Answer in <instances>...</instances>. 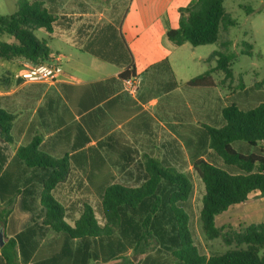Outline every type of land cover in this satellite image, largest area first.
<instances>
[{"label": "trees", "instance_id": "1", "mask_svg": "<svg viewBox=\"0 0 264 264\" xmlns=\"http://www.w3.org/2000/svg\"><path fill=\"white\" fill-rule=\"evenodd\" d=\"M178 12L176 26L165 33L171 45L189 42L197 46L218 41L219 46L205 58L215 59V65L185 84L211 87V72L215 69L230 77L235 54L227 35L236 21L224 9L223 0H189ZM53 21L54 16L42 2L16 0L13 13L0 14V59L22 57L33 64L48 61L47 41L38 39L34 30L41 27L49 32ZM3 34L10 35L12 40H4ZM247 46L244 51L250 55L251 45ZM130 76H136L134 70L125 69L119 74L121 79ZM238 85L236 95L227 99L220 110L222 124L201 122L191 128L197 148L211 149L220 161L193 155L191 168L204 188L198 214L200 229L208 239L221 238L228 246L226 249L208 256L198 251L184 209L193 185L185 172L188 161L181 145L178 160L171 152L168 159L162 160L146 156L136 166L141 182L107 184L94 204L82 202L76 217L73 208H66L52 190L67 179L70 161L77 158L79 162V155L52 156L39 148L40 138L34 136L27 144L17 146L10 157V130L15 115L0 108V225L4 227V236L12 235L0 247L1 257L7 263L17 253L26 259L38 247L32 236L40 217L33 210V194L39 187L38 203L43 208L39 226L47 225L57 235L39 248V256L73 254V264H95L92 261L96 259L106 261L125 252L134 239L157 237L173 248L172 255L178 264H264V221L237 230H225L214 222L218 213L247 200L250 193L264 192L263 83ZM183 139L188 142L187 136ZM75 239L78 241L72 246L70 241ZM151 246L143 243L135 247L144 250Z\"/></svg>", "mask_w": 264, "mask_h": 264}, {"label": "crops", "instance_id": "2", "mask_svg": "<svg viewBox=\"0 0 264 264\" xmlns=\"http://www.w3.org/2000/svg\"><path fill=\"white\" fill-rule=\"evenodd\" d=\"M35 1L42 2L54 16L51 30L46 31L48 61L59 57L63 73L55 81L27 82L22 73L29 68L30 61L22 57L1 58L0 108L15 115L10 130V157L17 146L27 144L34 136L40 138L39 148L52 156L79 155V162L77 158L70 161L67 179L52 190L53 196L66 208L72 207L77 217L82 202L94 204L107 184L141 182L136 166L146 156L162 160L168 159L171 152L178 160L180 145L183 149L180 123L190 132L186 135L188 143L193 141L195 146L191 128L201 122L210 124L200 120L196 123L198 111L188 112L187 120L180 122V78L168 60L170 49L176 46L170 44L165 33L176 26L178 8L189 0H169L163 11L144 20L140 27L137 19L145 13L140 10L143 0ZM109 2L111 9L107 7ZM129 9L133 11L127 16ZM122 22L130 28L128 42ZM125 69L134 70L137 76L138 90L133 97L121 91L119 74ZM39 191L36 187L33 194V210L40 217L32 236L38 247L26 259L17 253L10 263L0 254V264H73V254H38L42 245L57 237L49 226H39L43 213L38 203ZM187 203L188 199L184 209L192 231L194 223ZM0 230L5 246L12 235L4 236L2 225ZM143 243L152 246L144 250L135 247ZM130 244L123 253L92 262L178 264L172 255L173 248H168L162 239L139 237Z\"/></svg>", "mask_w": 264, "mask_h": 264}, {"label": "rangeland", "instance_id": "3", "mask_svg": "<svg viewBox=\"0 0 264 264\" xmlns=\"http://www.w3.org/2000/svg\"><path fill=\"white\" fill-rule=\"evenodd\" d=\"M143 1L144 5L140 7V10L145 13H143L144 16H139V19H137L139 27L143 25L144 20L154 17L157 12L163 11L165 5L169 3V0ZM107 7L111 9L112 4L109 2ZM223 7L230 12L232 18L236 21V24L230 28L227 35L231 40L230 49L235 54L230 77H225L224 72L215 69L211 72L213 86L196 87L185 84L186 81L201 74L206 68L215 65V59L207 61L205 58L212 50L219 48L218 41L197 46L184 42L170 49L168 60L171 69L180 78V122L187 120L186 114L188 112L198 111L200 114L194 117L196 123L200 120L208 121L212 125H220L222 123L220 110L227 103V99L236 95L239 90L238 84L241 83L244 87H248L255 82L262 81L264 88V0H223ZM15 9L16 0H0V14H11ZM132 11L133 9H129L127 16ZM122 23V31L125 33L126 42H128L131 39L130 28L127 23ZM34 35L38 39L48 40V33L41 27L34 30ZM1 37L7 40L10 35L3 34ZM122 42L121 39L119 44H122ZM247 44L251 45L250 55H246L244 51L248 49ZM189 133L186 125L180 123V142L188 161L185 172L190 177L193 185L187 203L190 206V214L194 223L191 231L192 236H194L199 252L203 254L221 252L228 247L222 239L219 237L208 239L201 232L198 214L204 188L191 168L192 159L195 157L193 154L201 155L216 163L220 161L213 156L211 149L207 147L198 149L193 141L190 143L185 142L183 136ZM262 221H264V192L250 193L247 200L231 205L214 218L215 225L223 226L225 230H237L244 225Z\"/></svg>", "mask_w": 264, "mask_h": 264}, {"label": "built area", "instance_id": "4", "mask_svg": "<svg viewBox=\"0 0 264 264\" xmlns=\"http://www.w3.org/2000/svg\"><path fill=\"white\" fill-rule=\"evenodd\" d=\"M63 73V68L59 57L55 56L52 60L33 64L27 68L22 76L27 82L55 81ZM138 90L137 76H130L122 79L121 91L127 96H135Z\"/></svg>", "mask_w": 264, "mask_h": 264}, {"label": "water", "instance_id": "5", "mask_svg": "<svg viewBox=\"0 0 264 264\" xmlns=\"http://www.w3.org/2000/svg\"><path fill=\"white\" fill-rule=\"evenodd\" d=\"M3 243V238H2V231L0 230V245Z\"/></svg>", "mask_w": 264, "mask_h": 264}]
</instances>
